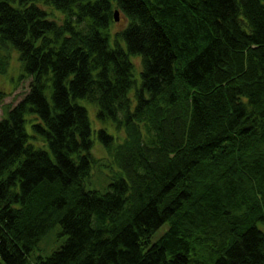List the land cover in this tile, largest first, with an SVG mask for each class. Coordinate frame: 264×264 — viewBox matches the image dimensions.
Returning <instances> with one entry per match:
<instances>
[{
	"label": "trees",
	"instance_id": "obj_1",
	"mask_svg": "<svg viewBox=\"0 0 264 264\" xmlns=\"http://www.w3.org/2000/svg\"><path fill=\"white\" fill-rule=\"evenodd\" d=\"M8 44L0 264H264V0H0V73Z\"/></svg>",
	"mask_w": 264,
	"mask_h": 264
},
{
	"label": "rangeland",
	"instance_id": "obj_2",
	"mask_svg": "<svg viewBox=\"0 0 264 264\" xmlns=\"http://www.w3.org/2000/svg\"><path fill=\"white\" fill-rule=\"evenodd\" d=\"M123 26V20L116 21L113 26L112 30H119ZM8 52V64L5 72L0 73V89L7 93V95L3 99V103L13 105L16 103L23 94L28 90L29 80L30 78L27 77L22 65L21 61L18 57V51L15 47L8 44L7 48ZM137 62V60H136ZM46 95L49 98V89H46ZM78 104L83 105L86 108L87 115L89 118L90 127L93 130L92 137L94 142H98L95 132L98 128H104L107 132L115 135L118 132V129L115 126V123L111 119L101 120L97 117L96 114V106L94 103L80 98L76 100ZM35 114L27 113L25 115L26 118L31 117L32 121H35ZM2 116V107L0 106V117ZM26 131L29 134H33V130L30 126V122H25ZM30 142H33L34 145H38V140L36 143L34 142L33 138L29 139ZM92 153L95 157H101L104 155L103 148L98 145L94 144L92 147ZM96 157V158H97ZM95 169V170H94ZM115 169V166L109 163L107 158L97 159L93 164L90 174L85 181V186L88 189H97L103 191L107 187V183L111 179V175ZM167 224H163L160 226L151 236V241L156 240V238L163 232L166 228ZM52 234V233H51ZM50 234V235H51ZM46 237L40 241H45ZM57 243H59V238H56L54 235L52 236L50 242L45 247L44 243H41V247L43 249L40 251L41 254L49 253L50 249L54 247ZM47 253V254H48Z\"/></svg>",
	"mask_w": 264,
	"mask_h": 264
},
{
	"label": "water",
	"instance_id": "obj_3",
	"mask_svg": "<svg viewBox=\"0 0 264 264\" xmlns=\"http://www.w3.org/2000/svg\"><path fill=\"white\" fill-rule=\"evenodd\" d=\"M113 17H114V20H115V21L118 20L119 16H118V10H117V9H115V10L113 11Z\"/></svg>",
	"mask_w": 264,
	"mask_h": 264
}]
</instances>
